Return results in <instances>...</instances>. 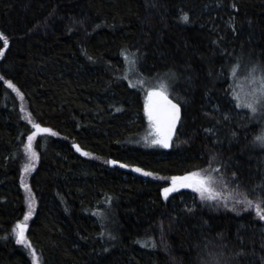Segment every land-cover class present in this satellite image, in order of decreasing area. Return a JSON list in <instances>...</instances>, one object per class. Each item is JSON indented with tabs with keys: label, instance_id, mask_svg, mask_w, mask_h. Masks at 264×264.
I'll use <instances>...</instances> for the list:
<instances>
[{
	"label": "trees",
	"instance_id": "16d2710c",
	"mask_svg": "<svg viewBox=\"0 0 264 264\" xmlns=\"http://www.w3.org/2000/svg\"><path fill=\"white\" fill-rule=\"evenodd\" d=\"M0 32V264H264V220L236 203L264 197V113L228 89L232 69L264 70V0H0ZM130 70L181 107L168 149L138 144ZM33 133L29 249L13 229ZM200 170L216 199L165 198Z\"/></svg>",
	"mask_w": 264,
	"mask_h": 264
},
{
	"label": "snow or ice",
	"instance_id": "6c2138e0",
	"mask_svg": "<svg viewBox=\"0 0 264 264\" xmlns=\"http://www.w3.org/2000/svg\"><path fill=\"white\" fill-rule=\"evenodd\" d=\"M182 19L187 22L188 16L184 15ZM0 41H3V48H0V57L4 55V49L8 48L9 40L7 36L0 32ZM131 63L134 65L135 60L133 59ZM262 74L257 82L255 77V69H253V74L249 77L253 84H257V87L252 88L249 93L246 95L245 99L238 103V107H246L251 110L253 113L257 111L258 106H264V70H261ZM3 79V77H0ZM9 88H12L17 92L18 95L19 89L11 81H5ZM167 85L161 83L159 90H149L144 103V111L148 117L149 122L152 124L155 130V139L152 140L154 144H160L161 146L167 148L169 146V141L171 140L173 130L176 126V122L180 118V109L177 104L173 103L167 95ZM236 99L239 101L240 97L237 96ZM31 122V121H30ZM39 132L48 133L51 132L52 135H57V133L52 132L51 129L41 128L38 124H33ZM36 133H33L28 137L29 144L27 145L28 150H31V142L33 141ZM256 139L261 142V146H264V135L257 136ZM77 151H81L79 146H76ZM83 155H90L88 152H82ZM38 157L35 152H31V159L35 160ZM111 164H116L117 161H109ZM121 167H127V165L121 164ZM34 167L32 164L24 166L23 173H28L31 168ZM135 171L140 172L142 169L136 168ZM145 175H152V173L145 172ZM235 175V174H233ZM215 183L214 178L207 170L193 171L183 176H173L171 177V186L165 187L163 189V194L165 198L168 197L170 192L176 191L178 188H191L193 191L200 193L202 199H216L214 195V188L212 185ZM22 186L30 192V189H27V185L23 183V174H22ZM236 203L245 205V210H254L256 216L260 220H264V197L253 201L252 199L245 196L243 199L237 200ZM32 215V204L29 203V210L24 216V222L17 223L13 229L17 243L23 244L29 249H32V244L26 240L25 230L27 229V221ZM33 264H39V259L36 256L35 251H32Z\"/></svg>",
	"mask_w": 264,
	"mask_h": 264
},
{
	"label": "rangeland",
	"instance_id": "374dc122",
	"mask_svg": "<svg viewBox=\"0 0 264 264\" xmlns=\"http://www.w3.org/2000/svg\"><path fill=\"white\" fill-rule=\"evenodd\" d=\"M207 8L208 7L204 8L205 13L210 12V9H207ZM241 69L242 70L236 71V74H235L234 69L231 70L232 71V77H231L232 82L230 85H228V89L230 88L231 91L233 89V93L231 92V95L233 96V98H234V92L237 91L238 92L237 96L240 97V101L242 102L245 99L246 95L249 93V91L252 88L257 87L258 85L253 84L252 80L249 78L253 74V68L248 67V68L244 69L242 67ZM254 74H255L256 80L258 82L262 72L260 70L255 69ZM128 78L130 80V85L132 87H135L136 89H139L140 91H142V99H143L142 114H143V120L145 121V131H143V133L139 137L138 144L141 146H146L148 148L168 149L169 146L171 145V140L169 141V146L167 148L161 146L160 144L152 143V140L156 138L155 137V130H154L152 124L149 122L148 117L146 116L145 111H144L145 97H146L148 91L149 90H159L161 82H158V81L152 82L153 84L151 82L146 83V80H143L141 77H139L135 73V71H133V70H130ZM237 82H240L238 84V87H237V85H234ZM167 95L169 98V89L168 88H167ZM235 96H236V94H235ZM236 102L238 103V100ZM229 104L234 105V100L232 98L230 99ZM259 107H260V111L264 113V106H259ZM261 115L264 116V114H261ZM263 135H264V133H263ZM34 139L31 142V150L30 151L27 148L28 144L25 146V152H26L25 160H27V159L31 160V152H35L34 148H33ZM36 156H37V154H36ZM28 164H30L29 161H26V162L24 161L20 167V174H23V183L27 185V189H29L28 177H29L30 173L33 171V169L37 166L36 159L34 160V163H31L32 165H34V167H32L31 170L29 171L30 173L29 174L23 173L24 166L28 165ZM181 176H183V175H181ZM169 181H170V186H171V178ZM19 184H20V188H21L23 195H24L25 214L29 210V203L32 204V214H33L34 211L36 210V200L33 197L32 191L30 190V192H29L28 190L25 189V187L22 186V175H21ZM179 189H186V188H178L177 190H179ZM25 214H24V216H25ZM101 215L103 216V211H101ZM24 216L19 221H17L16 224L24 222ZM16 224H15V226H16ZM31 260H32V264H33L32 254H31Z\"/></svg>",
	"mask_w": 264,
	"mask_h": 264
},
{
	"label": "water",
	"instance_id": "95a60500",
	"mask_svg": "<svg viewBox=\"0 0 264 264\" xmlns=\"http://www.w3.org/2000/svg\"><path fill=\"white\" fill-rule=\"evenodd\" d=\"M169 99H171V98H169ZM171 100H172V99H171ZM172 102L178 105V107H179V109H180V118H181V111H182V110H181L180 105H179L177 102H175L174 100H172ZM180 118H179V120H180ZM179 120L176 122V126L178 125ZM176 126H175V128H176ZM175 128H174V130H175ZM174 130H173V133H174ZM172 135H173V134H172ZM73 145H74L75 148H76V146H78V144H77L76 142L73 143Z\"/></svg>",
	"mask_w": 264,
	"mask_h": 264
}]
</instances>
